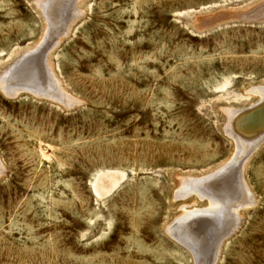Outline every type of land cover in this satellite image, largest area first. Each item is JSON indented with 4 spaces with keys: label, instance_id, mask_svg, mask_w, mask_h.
Returning <instances> with one entry per match:
<instances>
[{
    "label": "rangeland",
    "instance_id": "obj_1",
    "mask_svg": "<svg viewBox=\"0 0 264 264\" xmlns=\"http://www.w3.org/2000/svg\"><path fill=\"white\" fill-rule=\"evenodd\" d=\"M45 1L0 0V264H200L173 231L216 206L184 178L243 152L264 0H82L50 44ZM21 59L41 85L7 80ZM243 166L256 202L214 264H264V142Z\"/></svg>",
    "mask_w": 264,
    "mask_h": 264
},
{
    "label": "bare ground",
    "instance_id": "obj_2",
    "mask_svg": "<svg viewBox=\"0 0 264 264\" xmlns=\"http://www.w3.org/2000/svg\"><path fill=\"white\" fill-rule=\"evenodd\" d=\"M80 1L82 0H47L40 3L45 20L47 21L48 38L46 39V43H53L61 36L63 31L66 32L71 19L77 12V6ZM26 65L22 62V59L18 60L12 68L8 70L7 80L19 86L24 84L30 87L41 85V83H43L42 81L41 83L39 82L41 79L35 80L34 82L28 77ZM33 71L35 70L33 69ZM28 72L32 73V68L31 71ZM36 73L39 74L37 71ZM262 100L263 101H260L258 105L247 110L227 111V133L238 141L243 148L242 154L238 156L239 158L227 168L213 174L206 175L199 179H192L191 177L184 178L185 182H183H188V184L191 185V190H196V194L203 198L206 197L211 201L212 205L214 204V206H216L215 208L212 207L203 211L186 212L181 218L180 226H176L173 231L175 232L177 239L184 241L190 246L193 253L196 255L198 262H201L200 264L215 263L224 239L227 236L232 235L241 223L240 210L246 207L248 208V206L251 207L256 202L244 181L243 163L249 158L250 153L259 148L260 144L264 142V98ZM107 175L108 176L106 177L108 180L110 179L109 181L111 184L115 176H113L111 172ZM117 184L118 182L114 181V184L112 185L113 187H117ZM116 187L112 189H115ZM190 187L187 188L190 189ZM97 190L96 192H98ZM220 206L223 207L224 210L218 212L217 208L220 209ZM190 221H194L195 225L200 223L197 227L195 226V232L189 230L190 227H188V225L193 223ZM198 247H201L202 250L199 249V251H196ZM210 248L213 249H211V252L209 251Z\"/></svg>",
    "mask_w": 264,
    "mask_h": 264
},
{
    "label": "water",
    "instance_id": "obj_3",
    "mask_svg": "<svg viewBox=\"0 0 264 264\" xmlns=\"http://www.w3.org/2000/svg\"><path fill=\"white\" fill-rule=\"evenodd\" d=\"M247 16L246 17H244V19L246 18V19H253L254 17L253 16H251V15H249V14H246Z\"/></svg>",
    "mask_w": 264,
    "mask_h": 264
}]
</instances>
